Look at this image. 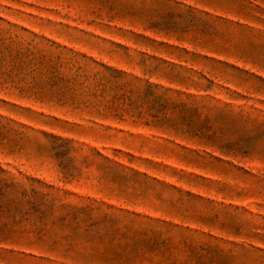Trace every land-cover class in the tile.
Returning a JSON list of instances; mask_svg holds the SVG:
<instances>
[{"label": "rangeland", "instance_id": "1", "mask_svg": "<svg viewBox=\"0 0 264 264\" xmlns=\"http://www.w3.org/2000/svg\"><path fill=\"white\" fill-rule=\"evenodd\" d=\"M0 264H264V0H0Z\"/></svg>", "mask_w": 264, "mask_h": 264}]
</instances>
